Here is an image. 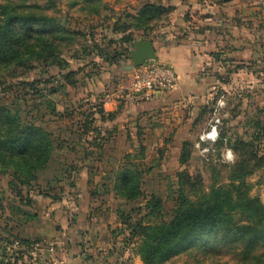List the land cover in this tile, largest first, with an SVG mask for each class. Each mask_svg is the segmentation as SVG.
<instances>
[{
    "label": "rangeland",
    "instance_id": "obj_1",
    "mask_svg": "<svg viewBox=\"0 0 264 264\" xmlns=\"http://www.w3.org/2000/svg\"><path fill=\"white\" fill-rule=\"evenodd\" d=\"M173 1L102 0L103 5L98 6L87 3V0H30L43 8V14L72 31H80L84 37L75 38L62 55L76 71L74 87L57 76V69L43 73L44 66L38 62L31 68L13 69L0 77V104L16 107L21 99L26 98L24 119L46 128L58 146L51 165L39 174V181L33 190L36 198L32 200V206L20 205V200L9 186L11 178L0 176L1 238L2 222L4 226L8 225V229L11 226L17 228L18 222L11 219L16 214V208L24 207L30 211V215L37 213L41 216L42 228L48 225L56 227L57 223L54 220L50 222V217H47L45 195L50 194L55 201L61 198L62 201L71 199L77 202L75 195L87 191L89 197L82 196V201L78 202L92 216L90 221H86L85 227L91 233L92 242L95 241L94 245L89 242L91 249L95 250L94 255H97L95 264H143L137 254L139 240L130 244L124 242L130 232L123 224L122 214L132 213L135 218H143V215L136 214L137 209L145 205V199L149 200L154 195L162 199L164 215L166 220H170L178 206L177 192L180 186L184 187L186 195L194 202L200 195L195 196V190L208 193L214 186L230 184L232 168L237 160L231 145L235 140L252 141L256 122L264 121L263 57L259 60V67L254 68L258 74H255L252 82L251 79L242 78L240 73L241 70L251 72V66H238L235 63L236 53H233L235 48L249 45L253 41L262 40L264 43V12L258 16L257 21L249 19L252 7L263 8L261 10L264 11V0H234L227 4V13L220 8L209 9L211 3L216 4V0ZM5 2L0 0V4ZM147 2L174 9L169 17L154 25L150 39L162 44H176L199 38L203 40L207 32L209 34L205 39L222 41L221 61L225 62L213 58L216 68L209 69L208 74L216 75V79L207 87L204 108L197 110L195 115L190 113L188 116L189 112L171 107L141 122L137 119V129L140 125L145 129L143 131L140 128L141 134L138 135V130L132 126L134 121L127 124L119 112L115 120H107L104 124L97 122L103 127V139L102 147H95L97 134L90 132L84 136L83 126L92 120L87 116L93 114L99 106H103L106 112H111L112 107L123 108V98L127 96L130 101L133 96H148L134 94L130 89L132 71L128 74L124 72L126 67L132 65L131 59L123 57L121 65L111 66L104 61L92 64L86 58L89 54L87 52L94 53L96 44L102 46V50L121 54L117 45L109 47V41L118 38L112 34L109 26L114 22L113 19L123 13L136 14L142 4ZM191 4L197 6L192 9ZM241 10H245L243 16ZM220 12L226 14V19L220 17ZM209 15L218 20L211 18L206 22V16ZM221 23L223 27H220ZM251 29L259 32L253 36ZM31 84L33 89L29 87ZM53 90L56 91L51 95ZM188 105V101L183 103L186 110H189ZM93 117L100 121L98 114ZM217 118L221 119L218 141L201 143L200 138L209 132ZM148 123L149 126L145 127ZM222 139L223 144H219ZM185 152L190 153V158L183 164L181 158ZM127 155H130L129 160H125ZM130 164L137 166L143 177L144 197L135 203H128L111 192L113 176L124 165ZM246 182L251 187L250 196L258 197L264 204V168L248 177ZM107 190H110L109 194ZM39 192L41 194H37ZM94 192L97 196L93 197ZM3 241L0 239V242ZM15 241L13 239L10 243L13 245ZM55 244L58 249L60 246ZM12 245L7 246L9 255L17 251ZM1 247L5 248V243H0V252ZM60 254L66 259L65 254ZM24 259L22 264H29L28 259ZM219 261L233 263L228 256ZM187 262L190 261L186 258L175 257L167 264ZM9 263L12 264V261Z\"/></svg>",
    "mask_w": 264,
    "mask_h": 264
},
{
    "label": "trees",
    "instance_id": "obj_2",
    "mask_svg": "<svg viewBox=\"0 0 264 264\" xmlns=\"http://www.w3.org/2000/svg\"><path fill=\"white\" fill-rule=\"evenodd\" d=\"M232 1L222 0V3ZM29 2L6 0L0 4V77L13 69L31 68L38 62L44 66L43 73L57 69V76L74 87L76 71L62 55L75 38H83L84 34L62 26L43 14V8L37 2ZM87 3L103 5L102 0H87ZM173 11L172 7L147 2L136 14L123 13L109 26L112 34L118 37L109 41V47L117 45L122 53L108 52L94 44L95 56L87 52L86 58L92 64L101 61L109 62L111 66L123 64V57L131 59L134 42L149 40L154 25ZM214 57L216 61L225 62L221 61L220 52ZM29 87L34 88L32 84ZM18 103L16 107L0 104V176L11 178V190L20 200V205L28 207L32 206L31 195L39 174L51 165L58 146L46 128L24 119L27 99ZM118 113L106 112L103 106H99L87 116L92 120L84 124V136L95 132L98 139L95 147L101 148L103 127L97 122L104 124L107 120H115ZM95 114L100 121L94 119ZM255 128L252 141L235 140L231 145L237 160L228 186H214L208 193L195 190L194 195H200L194 202L180 186L178 206L170 220H166L164 215L162 199L154 195L149 200L145 199V205L137 209L136 214L143 215V218H135L132 213L121 215L125 228L130 232L124 242L130 244L139 240L137 254L143 264H167L175 257L186 258L190 261L187 264H264V204L258 197L250 196L251 187L246 182L248 177L264 168V121H257ZM137 130L140 135V127ZM219 144H223V139ZM125 158L129 160L130 155ZM189 158L190 153L185 152L181 163H186ZM142 187L140 169L130 164L124 165L113 176L111 192L128 203H135L144 197ZM45 196L55 201L50 194ZM92 196L97 194L94 192ZM57 201L62 200L59 198ZM16 211L23 213L20 207ZM19 242L29 244L25 240ZM1 248L2 257L7 258V247ZM225 256L230 257L233 263L219 261Z\"/></svg>",
    "mask_w": 264,
    "mask_h": 264
},
{
    "label": "crops",
    "instance_id": "obj_3",
    "mask_svg": "<svg viewBox=\"0 0 264 264\" xmlns=\"http://www.w3.org/2000/svg\"><path fill=\"white\" fill-rule=\"evenodd\" d=\"M168 2L174 1L168 0ZM227 4L229 3L224 4L222 3V0H216V4L211 3L209 9L220 8L221 11L227 13L225 9ZM219 5H222V7H219ZM196 6L197 5L195 4L190 5L192 9ZM203 8H205V4ZM261 9L263 8L252 7L249 19L251 21H257L258 16L264 12ZM220 13V17L226 19V14H223V12ZM240 13L243 16L245 10H241ZM211 18L215 17L211 15L206 16L205 21L207 22ZM114 20L115 19H113V21ZM215 20L218 19L215 18ZM223 26L224 24L221 23L220 27ZM258 32L259 30L251 29L253 36ZM208 34L206 32L203 35V40L199 38L194 39L192 42L181 41L176 44H162L157 43L153 39H149L152 40L155 45L158 59L157 63L171 66L177 73L178 83L176 87L172 92L167 94L160 92L154 95H148V97L133 96V100L131 101L129 96H127L123 98L125 106L123 105V108L112 107L111 112H121V116L123 119H126L127 124L133 120L134 122L132 123V126L137 129V119L141 122L145 120V118L152 117L153 115L155 116L159 114L160 111H165L171 107L181 111L184 110L185 113L189 112L188 116H190V113L195 115L197 110H202L204 108V102L207 99V87L210 86L212 80L216 79V75H209L208 70L216 68V63L213 59L214 54L219 53L221 49H223L222 41L205 39L208 37ZM256 37H258V35ZM241 38H243V35H241ZM233 53H236L235 63L238 66L244 68V66L247 67L250 65L252 68L251 72H244V70H241V77H246L248 80L251 79V81L254 80L255 74H258L254 68L259 67V64L261 63L259 60L261 57H263L262 63L264 65L263 41H253L249 43V45L237 47ZM186 101L189 103V110H186V108L183 107V103ZM108 102L112 103V101ZM148 126L149 123L145 125V127ZM125 127L128 128L129 126L125 125ZM125 127L123 126V129ZM139 127L145 131L144 126L140 125ZM82 196L89 197V194L85 191L75 195L77 202L71 199H66V201L64 199V201L55 202L45 196L48 208L46 213L47 217H50V222L53 223L54 220V223H57L56 227L48 225L47 228H42L40 224L41 216L37 213L30 215V211L25 210L24 207H20L23 213H18L15 210L16 214L11 216V219L18 222V224H16L17 228L11 226L8 229V225L6 224L4 226V222H2L3 238L0 237V239H4L5 242L3 241L1 243H5V246L7 247L12 245L10 241L15 239L16 241H28L29 244H22L25 248L24 250L19 249L13 253L11 252L12 254H7V258L2 257L3 253L1 251L0 264H10L9 262L11 261L12 264H22L25 260L24 258L28 259L29 264H50V256L44 251L39 250V246L49 242H55L60 246L57 249L58 253L65 254L69 264H95L97 261V255H94L95 250L91 249V244H89L90 242L94 245L95 241L94 243L92 242L91 233L85 227L87 224L86 221H90L92 216L88 215L85 212L84 206L80 204L82 201L80 200V197ZM31 197L32 200L36 198L33 194ZM21 226L25 227L23 228ZM18 227L22 229H19ZM88 237L89 239H87ZM6 240H9V242L6 243ZM7 249L9 250V248ZM105 261H107V259H105Z\"/></svg>",
    "mask_w": 264,
    "mask_h": 264
},
{
    "label": "built area",
    "instance_id": "obj_4",
    "mask_svg": "<svg viewBox=\"0 0 264 264\" xmlns=\"http://www.w3.org/2000/svg\"><path fill=\"white\" fill-rule=\"evenodd\" d=\"M132 82L130 89L134 94L148 96L160 92L172 91L177 83L178 76L171 66L163 65L157 62H147L141 67L132 71ZM221 119L217 118L210 126L211 129L207 134H204L200 141L202 142H217L219 139V127ZM14 249L24 250L21 242L16 241L13 245ZM39 250L44 251L50 256L51 264H69L67 259L59 256L55 242H49L39 246Z\"/></svg>",
    "mask_w": 264,
    "mask_h": 264
},
{
    "label": "water",
    "instance_id": "obj_5",
    "mask_svg": "<svg viewBox=\"0 0 264 264\" xmlns=\"http://www.w3.org/2000/svg\"><path fill=\"white\" fill-rule=\"evenodd\" d=\"M131 66L125 68L126 71H133L147 62H157L156 48L152 40H140L133 44V49L130 52Z\"/></svg>",
    "mask_w": 264,
    "mask_h": 264
}]
</instances>
